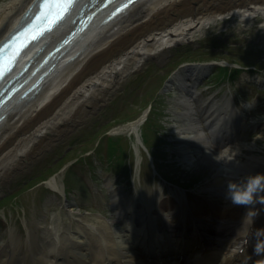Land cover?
Masks as SVG:
<instances>
[{
  "label": "bare ground",
  "instance_id": "1",
  "mask_svg": "<svg viewBox=\"0 0 264 264\" xmlns=\"http://www.w3.org/2000/svg\"><path fill=\"white\" fill-rule=\"evenodd\" d=\"M34 1L8 0L0 5V41L15 28ZM210 1L212 3L207 7L205 3ZM256 1L137 0L128 8L127 13L108 23L103 22L105 15L99 16L93 26L83 32L58 61L52 59L51 63L56 64L55 68L44 77L39 91L33 97L25 100L16 98L2 111L1 115L6 114V117L0 122V187L64 131L91 116L89 110L109 95L107 91H102L104 88L112 90L149 57L162 55L178 43L193 40L197 33L200 34L223 16L234 18L238 25H250L259 12L264 15V5L258 4L261 5L259 8ZM194 3H199L200 6L191 10ZM70 21L71 19L58 26L40 46L27 54V58L35 60L39 49L45 47L44 53L51 49L71 29ZM231 21V25H237L234 20ZM46 69L38 72L26 87ZM179 72L175 82L179 85L180 100L185 105L184 115H190L189 111L194 115L190 105L192 94H187L186 89H192L193 82L201 72L195 67L190 73L183 70ZM29 75L27 73L25 78H29ZM111 80L113 83H110ZM173 83L174 81L170 87L175 86ZM111 84L114 85L112 88ZM201 110H205V107ZM209 112L212 113L211 110ZM137 123L119 128L136 131ZM188 125L194 132L199 150L203 153L207 151L201 155V160L216 165L213 166L215 184H222L225 180L239 181L254 175L258 167H262L264 156L256 152V143L241 141L229 144L226 150L217 153L207 149L205 139L193 120ZM243 148L248 151L244 152ZM49 184L55 188L59 186L57 179H52ZM213 203L227 206L220 214L221 221L217 226L221 235L230 234L225 236L227 243L224 244V240L221 243L224 244L223 250L240 239L247 211H244V207L231 204L224 197ZM255 207L258 208L257 205ZM70 211L72 212V208ZM57 214L55 213L51 225L47 231H43L40 238V242L46 247L44 256L47 259H41L43 264H62L61 256L65 254L68 257L75 249H81L83 257L88 255L87 251L94 255L96 263L123 264V257H132L125 239L119 235L115 237L108 226L101 228L82 220L73 237L71 230L62 231L63 220ZM200 217L205 218L206 215ZM92 245L95 249H92ZM16 252L13 247L8 263L15 261ZM73 254L76 255L74 252ZM36 259L35 261L40 260L38 257ZM70 262L73 264V261Z\"/></svg>",
  "mask_w": 264,
  "mask_h": 264
},
{
  "label": "rangeland",
  "instance_id": "2",
  "mask_svg": "<svg viewBox=\"0 0 264 264\" xmlns=\"http://www.w3.org/2000/svg\"><path fill=\"white\" fill-rule=\"evenodd\" d=\"M4 1L8 0H0V5ZM211 3L212 1L208 2L207 5ZM195 6L196 5L192 4L191 10H194ZM228 20L229 19H223L219 24L208 26L202 37L194 43H183L174 46L161 58H148L143 66L136 71L131 72V74L119 84L118 89L112 95L110 92L111 90L108 91L104 88L102 91H107L109 94L107 95V98L109 99L107 100L106 105L102 108V111L99 112L100 115H96L95 118L93 116L94 119L92 118L90 122L89 118L84 124H79L76 130L64 136L61 142L54 141L49 149L47 148L48 150L42 153L41 159L33 162L28 170L15 174L10 182L0 187V215L6 213L7 215L12 214L14 218L26 217L24 220L26 219L30 228H32L37 235L41 234L42 228L37 223L38 219L43 218L50 222L53 211L59 209L58 204L49 197L50 190L46 187V181L50 179L48 177L53 171H58L56 175H59V179H64L66 184L69 185L67 189L71 197L75 194L76 190L80 193L82 197L81 203L84 204L81 206L83 211L82 214L87 216L90 220L96 219L97 216L105 217L107 215L105 205L106 199L100 194L93 195L78 177V172L80 170L86 172L87 175L90 176L88 166L84 162L85 159L78 161L77 157L81 158V156H83V152L89 148L88 146L90 145L91 140H97L94 138L101 136L109 129L120 126L123 123L130 122L139 117L146 106V102H151L153 96L159 91L162 81L172 75L174 71L179 69L185 62L198 60V58L201 60L216 58L221 62L223 61V58H226V60L229 58L231 60V58L240 57L242 60L238 61V64L241 63L243 66L256 65L257 67L264 68V36L262 35L260 28L263 18L258 17V19L253 20V25L244 32L248 35V38H251L250 42L252 45L249 47L245 44L240 46L245 49L243 55L241 54L243 49H237L230 42L240 41L239 36L236 34L237 32H240L238 30L239 26L235 25L228 29L223 26ZM234 22H236V20H234ZM215 38H217L216 42L218 45L212 46L214 45L212 40ZM245 41L247 42V39ZM224 48L229 50V52H225ZM232 54L241 56L233 55L235 56L233 57L231 56ZM214 73L212 74L214 75ZM212 77L216 78V75ZM225 81L226 80H218L217 84L223 83V87ZM236 94L242 96L240 99L246 98V93L239 92ZM261 94L264 95V92H261ZM174 99V96L169 95L165 100L158 99L154 101L153 103L156 109L151 113L150 120L144 125L147 137L150 136L151 145L154 146L156 151H160L161 160H169L171 154L168 151L173 150V147L175 146V144L169 142L168 139L170 136L168 135L170 130L168 128L170 126L164 122L166 116L164 113L169 110L171 102ZM256 115H259V112H257ZM162 122L167 125L164 134L158 130V127L155 128L157 125L162 127ZM82 129H89L90 131L80 132ZM124 134L125 133L120 134L122 135L120 136L121 138L110 141L107 145V151L114 156L110 158L109 162L114 165L119 163L120 156L124 152L122 146L124 149L127 146L128 152L129 148L130 150L132 148V139H128ZM254 139H256V142L259 145L258 152L264 154V128ZM105 147L106 143L103 148L104 150ZM105 153L106 152L104 151V154ZM91 158L92 159H87V161L92 160L90 163L93 162L95 156H92ZM195 160H197V157H193L192 160L188 159L187 162H183L174 157V161L177 162V165H180V167L178 169V174L174 175L175 181L173 182L183 184L190 177H200L197 179L200 180L204 174L208 175L210 172H213L211 170L214 169V167L211 166L210 163L204 162L201 159H198L194 163L193 161ZM77 161L79 163L75 167L72 165L73 167L71 170L73 173L67 174L68 177H72H69L67 180V177H63V173L71 167L72 162L77 163ZM92 164L91 168L94 173L98 172L101 165L96 164L95 162ZM74 168L76 173L73 170ZM173 168L176 170V167ZM166 184L168 186L173 185L170 182H167ZM102 185L103 184H100L99 187L105 190V187ZM78 192L76 194H78ZM23 210H25V213ZM60 210L66 218L65 223L68 224L71 222L74 224L73 218L65 216V209ZM91 212L93 215H88ZM21 231V234L24 236L25 232H23V230Z\"/></svg>",
  "mask_w": 264,
  "mask_h": 264
},
{
  "label": "clouds",
  "instance_id": "3",
  "mask_svg": "<svg viewBox=\"0 0 264 264\" xmlns=\"http://www.w3.org/2000/svg\"><path fill=\"white\" fill-rule=\"evenodd\" d=\"M225 198L235 206L247 208L244 221L252 225L254 218L260 214L255 206L264 205V174L249 175L237 182L229 181ZM253 236L256 240L254 254L264 255V228L256 229Z\"/></svg>",
  "mask_w": 264,
  "mask_h": 264
},
{
  "label": "snow or ice",
  "instance_id": "4",
  "mask_svg": "<svg viewBox=\"0 0 264 264\" xmlns=\"http://www.w3.org/2000/svg\"><path fill=\"white\" fill-rule=\"evenodd\" d=\"M68 3H70V0H58L57 7H60L61 5H63V10H66ZM46 7L49 8V9L51 8L50 0H44V3L41 5L42 16L45 15L44 9ZM57 15H59V13ZM39 18L40 17H38V19ZM50 22H53V21L50 20Z\"/></svg>",
  "mask_w": 264,
  "mask_h": 264
}]
</instances>
